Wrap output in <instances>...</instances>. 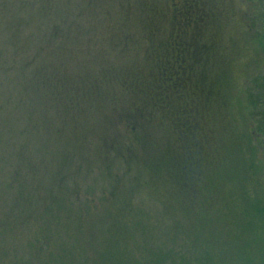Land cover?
I'll return each instance as SVG.
<instances>
[{
	"label": "rangeland",
	"instance_id": "1",
	"mask_svg": "<svg viewBox=\"0 0 264 264\" xmlns=\"http://www.w3.org/2000/svg\"><path fill=\"white\" fill-rule=\"evenodd\" d=\"M25 1L32 0H0V218L8 236L19 235L22 258L29 252L31 239L43 235L51 236L54 246H66L76 261L83 262L86 257L89 264H264V154L257 156L259 168L250 183L244 181L247 170L236 158L237 147L248 140L247 90L254 77L259 82L264 79L261 8L250 0H210L213 18L205 39L212 37L221 50L218 71L223 76L222 93H227L221 95L225 103L221 120L212 119L214 143L219 149L209 169L204 168L201 184L186 192L170 178L163 165L165 158L155 167L157 155H162L160 143L153 150L137 152V162L125 164L111 151L108 157L104 155L94 135L96 124L86 116V136L74 142L67 133H73L70 118L54 103L50 86L43 88L39 79L52 78L54 82V68L87 74L96 67L92 55L97 52L107 59L103 62L107 68H112L111 64L139 67L148 52V27L153 24L146 18V6L159 10L161 34L168 32L163 2L54 0V8L65 19L64 29L76 19L81 32L77 42L83 52L69 55L65 47L76 42L61 45V51L55 39L54 46L47 44L50 39L44 37L46 21H41V15L25 13L32 17L27 25L7 23L14 12L22 19L24 8L20 7ZM121 38H127L129 57L118 55L113 47L117 43L119 50L123 48ZM108 46L114 49L110 55ZM258 91L264 92L260 85ZM25 112L33 115V121L29 120L33 129L25 128ZM56 127L64 130L60 137L54 134ZM120 143L127 146L130 141L121 137ZM65 158L69 160L66 167L59 166ZM66 172L69 175L60 204L62 213L67 206L71 210L62 217L59 208L49 211L43 205L55 197L56 174L66 176ZM103 191H113L115 202L124 201L122 211L128 210L127 203L130 206L127 213L116 217L124 233L113 239L106 238L107 231L113 230L103 215L106 206L96 202ZM25 201L38 207H27L22 213ZM92 226L99 231L90 232Z\"/></svg>",
	"mask_w": 264,
	"mask_h": 264
},
{
	"label": "trees",
	"instance_id": "2",
	"mask_svg": "<svg viewBox=\"0 0 264 264\" xmlns=\"http://www.w3.org/2000/svg\"><path fill=\"white\" fill-rule=\"evenodd\" d=\"M91 2L98 4L97 0H90ZM161 2L168 14L169 27H166L168 32L161 34L162 27L158 26L161 16L159 10L155 9V6H146L148 10L146 18L149 16L148 21L153 24L148 27L151 29L148 33L149 48L145 60L139 66L141 68L138 65L132 68L133 66L130 65L117 64H111L112 68H107L103 64L107 59L99 57L97 52V56L92 55L96 67L90 72L87 71V74L75 72L73 69H69L68 73L66 69L54 68V82L52 78L39 77V79L43 88L50 86L54 103L59 105L58 107L74 125H72L73 133L67 131L74 142L82 141L86 136V116L90 118L88 122L92 125L96 124L97 131L94 135L99 138L98 146L101 145L104 155L108 157L111 151L125 164L129 160L137 162V152H143L145 149L153 150L160 143L158 147H161L162 155L159 157L157 155L155 167L162 164L161 159L165 158L163 165L170 178L178 183L182 191L189 192L193 185L201 184L204 168L208 166L209 169L215 158L214 153L219 149L217 143H214L212 119L216 116L217 123L221 120L219 114L225 104L221 101V95L225 96V92L227 93V91L222 93L224 88L221 87V77L223 76L218 71L221 50L212 37L205 39L207 28L213 18L210 0H161ZM250 2L259 6L264 12V0H250ZM24 3L25 5L20 7L24 8L22 19L17 17L19 13L14 12L8 18L10 19L8 24L27 25L32 17L25 13L41 15V21H46L45 26H42L45 29L44 37L50 39L47 44L55 39L56 45H59L58 50L61 51L63 49L61 45L72 41L76 44H72L70 48L65 47V51L69 55L83 52L77 42L81 32L75 26L76 19H72L69 27L64 29L65 19L61 12L54 8V0H32ZM79 7L83 10V6L79 5ZM4 11L5 9L2 12ZM92 32L93 30L87 31V36ZM122 41L125 44L123 48L119 50L117 43L113 47L118 50V55L125 56L131 48H128L127 38H121L120 42ZM109 49L110 55L114 49L108 46ZM259 81L254 77L251 81L252 85L250 84L247 90L250 123L247 130L248 140L236 149V158L248 173L244 181L248 179L249 183L254 180V174L256 175L257 167L259 168V164H256L257 156L264 154V92L258 91L259 85L263 90L264 85ZM80 112H82L81 117L78 115ZM29 120L33 121V115L25 112L24 121L29 124V126L26 124L25 128L33 129V122ZM61 128L56 127L55 136L60 137L65 130L64 126V130ZM161 130L163 133H160ZM121 137L129 139L130 144L121 146ZM67 157L71 160L70 153ZM68 159H60L61 164L58 165L66 167L64 163L69 161ZM69 173L66 172V176L56 174L55 197L47 204L48 206L43 205L49 211L59 208L62 217L70 214L71 210L67 206L66 211L62 213L63 206L60 204V201H63V187L66 189L65 181ZM261 182L264 183V174ZM57 191L59 193H56ZM108 194L103 191L96 202H100L103 207L106 206L103 215L106 216L107 221L109 220L110 229H113L107 231L106 238L113 239L124 233V226L119 224L116 217H120L121 212L127 213L130 206L127 203L128 210L122 211L121 206H125L124 201L115 202L113 191ZM84 204L88 206L86 202ZM21 205L22 213L27 207H38L37 204H28L27 201ZM17 224L14 226V231L17 230ZM5 228L4 220L0 218V264L90 263L86 257L83 262L76 261L72 251L66 246H54L51 236L43 235L31 239L29 252L25 251L28 257L23 256V259L18 249L19 235L15 238L14 235L8 236L9 233L5 232ZM89 231L95 234L99 229L92 226ZM91 239L95 241L93 236ZM86 242L90 247V240ZM114 249L112 248L110 253L114 252Z\"/></svg>",
	"mask_w": 264,
	"mask_h": 264
}]
</instances>
